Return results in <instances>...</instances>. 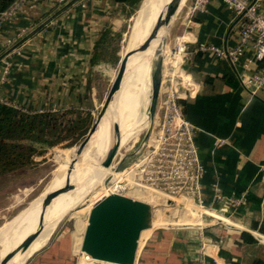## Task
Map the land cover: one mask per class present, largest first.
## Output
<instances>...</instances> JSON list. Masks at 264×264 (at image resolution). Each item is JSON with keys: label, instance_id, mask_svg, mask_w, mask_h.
<instances>
[{"label": "crops", "instance_id": "crops-1", "mask_svg": "<svg viewBox=\"0 0 264 264\" xmlns=\"http://www.w3.org/2000/svg\"><path fill=\"white\" fill-rule=\"evenodd\" d=\"M187 6L178 11L173 22L174 37L187 30L196 41L219 46L238 42L237 22L220 0H211L206 12L191 17ZM122 18V5L114 0L27 1L0 28V59L8 40L22 48L20 55L12 57L9 81L0 84V99L35 112L90 111L96 104L91 76L100 66L90 64L95 43L105 25L117 28ZM250 55L241 59V65ZM255 67V62L248 64L250 69ZM186 69L199 85L197 95L184 100V116L199 128L195 143L205 169L202 197L211 202L212 184L217 180L225 195L245 194L242 205L233 212L224 203L215 204L218 212L231 214L236 227L204 228L206 263L264 261V88L256 95L249 94L235 70L211 53L188 59ZM206 76L214 81L204 84ZM217 138L224 140L218 147L214 145ZM188 213L182 211L179 220H198ZM152 232L144 240L139 237L137 264H198V227L172 226ZM241 232L255 241H242ZM222 244L227 258L221 255Z\"/></svg>", "mask_w": 264, "mask_h": 264}, {"label": "built area", "instance_id": "built-area-1", "mask_svg": "<svg viewBox=\"0 0 264 264\" xmlns=\"http://www.w3.org/2000/svg\"><path fill=\"white\" fill-rule=\"evenodd\" d=\"M30 0H14L0 13V28L3 22L15 15L23 4ZM63 4L67 0H55ZM231 12L237 22L239 34L238 42L232 46H219L211 42L196 41L187 30L173 38L170 47H165L162 61V78L154 123L158 127L154 138L146 141V151L139 158L131 162L120 171L112 169V175H118V184L110 183L116 194L128 196L135 190H149L151 195L149 205L152 215L155 209H164V215L170 211H180L184 203L176 198L190 200L196 207L199 218L195 223L167 224L168 226H196L199 229L198 264H207V240L204 237V228L212 225H221L225 230L236 227L230 220L231 214H223L215 209V204L224 203L235 211L243 203L244 193L225 195L217 181L212 184L213 195L207 203L201 193V181L205 169L200 161L195 136L199 128L188 121L183 114L179 100L194 98L199 92V85L186 69L187 60L197 55L213 54L217 60L227 63L235 70L241 87L251 95L264 88V0H220ZM211 0H189L187 16L194 13L206 12ZM186 4V3H185ZM184 4V5H185ZM21 45L8 40L6 51L1 57L0 84L9 81L12 57L20 55ZM251 53L246 64L241 65V59ZM255 62L256 67L248 68V64ZM7 105L25 112H35L20 108L15 103L1 99ZM55 111V110H52ZM38 112V111H37ZM40 112V111H39ZM223 139L214 141L216 147L222 145ZM133 198L131 196H128ZM134 199V198H133ZM174 204V207L170 203ZM179 209L177 208V206ZM177 219H178V214ZM175 215V216H176ZM78 264H117L99 261L81 250L77 251ZM138 257V256H137ZM137 259L134 264H136Z\"/></svg>", "mask_w": 264, "mask_h": 264}, {"label": "rangeland", "instance_id": "rangeland-1", "mask_svg": "<svg viewBox=\"0 0 264 264\" xmlns=\"http://www.w3.org/2000/svg\"><path fill=\"white\" fill-rule=\"evenodd\" d=\"M188 1L189 0L183 2L182 7ZM136 12L137 10L130 16V18H126L124 13L122 12L123 18L121 19L119 26L115 28V37L108 40V46L106 52L104 53V56L109 61L114 57H116L117 60L115 62H112L110 66H98V68L95 69L91 76V85L94 88L96 104L89 111L90 115L86 124L76 133L77 141L72 146L68 147L63 144L51 147L46 151L44 155L34 156V163L32 165L0 176V258L7 252L12 250L14 247H16V245H18L26 237L22 234L25 226L24 224L31 225L30 222L33 220V218L34 220L36 219V216L40 211L39 206L43 203V201L54 194L58 190V188L65 184L63 181L68 179L64 178V180H59L58 182H56L55 186L53 187V193L46 195L41 202L31 208L20 219V221H18L13 227H11L14 223L12 222V220L16 216H19L24 210H26L30 206V204L39 197L40 194H44L47 186L56 179L59 172V166L64 159V153L79 146V144L86 138L89 130H91L90 128L93 126L100 112L103 110L105 97L110 88L113 77L117 72L120 58L126 51H128L131 26L133 23V17L135 16ZM174 32L175 29L170 30L166 43L167 48L172 44V39L175 35ZM148 77L149 73L147 74V79ZM149 122V116H147L145 124L142 126L135 139H129L125 145L120 147L118 155L116 156L111 168L100 176H103V180L95 186L92 185L87 190L83 199L80 200L79 203L77 202L78 205L72 211L68 210L66 213H64L65 216L62 215V217H64H61V220L59 219L60 222L58 223V225L56 223L57 226L49 231V237L46 242L39 248H37L35 252L27 258L28 260L26 259L27 261L24 264H38L40 262L39 260H43V264H78V256L76 253L77 251H79L81 246V240L87 223L89 211L98 201L107 196L109 193L114 192L113 187H109L110 183L121 185L116 181L118 175L111 177L112 169L116 165L118 159L121 158V156L124 154L137 150L147 132V140L150 137L154 138L158 127H156L154 122L152 123V125H150ZM85 128H87V130L82 134ZM61 150L65 151L58 154V152ZM145 151L146 146L144 145L139 154L136 155L133 160H131V162L139 159L145 153ZM106 178L107 180L105 181ZM128 194H130L128 196H134V199L146 203H149V199L151 197L149 190H135L134 192H130ZM63 197L64 196L61 195L59 198V202L57 205L59 206V208L57 207V211H59L62 202H64V200L62 199ZM177 201L179 202V200ZM50 205L51 201L45 208L42 209V218L50 211ZM170 205L174 207V204L172 202L170 203ZM179 207L181 206H177L178 209ZM164 211V209L154 210L152 215L151 227L145 231H142L140 234L142 240L145 239L148 232L150 233L154 230L152 232L154 235L156 232L165 229L159 228L155 230L162 225L183 223L179 220L180 214L178 212L173 211L172 209L170 211L171 213H167L164 215ZM183 211H186L184 207ZM187 211L190 212L191 208L187 209ZM176 213L178 214V219ZM188 214L190 216V213ZM197 221L198 220H192L191 222H189V224L195 223ZM10 227L11 229H9ZM8 231L9 233L6 235ZM32 232H34L33 226L31 227V233ZM12 260L13 258L6 264H11Z\"/></svg>", "mask_w": 264, "mask_h": 264}, {"label": "bare ground", "instance_id": "bare-ground-1", "mask_svg": "<svg viewBox=\"0 0 264 264\" xmlns=\"http://www.w3.org/2000/svg\"><path fill=\"white\" fill-rule=\"evenodd\" d=\"M167 1L168 0H143L141 2L139 9L133 17L128 50L135 48L147 37L158 14L161 12ZM185 1L186 0H181L180 6H182ZM155 46L156 41L153 42L151 47L148 46L141 48L135 54L130 56L127 61V73L123 77L120 90L114 97V103L111 104L109 108L104 106L98 120L89 131L88 139H86L77 148L70 149L64 153V159L59 166L58 175L56 179L47 186L44 194H40L26 210L14 219V223L11 227L20 221V219L31 208L41 202L46 195L52 194L53 187L56 182L59 180L62 181L64 178H68L63 181L65 184L61 187L59 186L60 188H58V190L51 195L54 196V198L51 200L50 211L47 215L42 218L41 211L43 208L41 204L39 206L40 211L38 212L36 219L34 220L33 218L31 221L32 223L30 222L31 225H23L24 230L22 234L25 236L31 233L32 226L34 227V230H36V228L40 225L45 227L41 233L30 242L31 244L29 243L15 257H13L11 264H23L37 248L46 242L49 237V231L56 226V223L62 215L70 210V208L77 202L82 200L87 190L92 185L95 186L103 180V176L100 177L103 174L102 169L98 167L96 160L112 146L113 112L117 111L119 127L122 133L120 147L125 145L129 139L134 140L142 126L145 124L148 116L150 100V84L149 77L147 79V74H150L153 64ZM113 174L114 173H111V177ZM81 179H83V181H87L82 185L79 184L80 186L78 185V187L74 190L67 191L70 184L78 182ZM61 195L64 196L62 198L64 202H62L59 211H57L56 209L59 208L57 205ZM176 200L183 202L186 210L191 208V211L189 212L191 217L197 216L195 212L196 207L190 200L183 198H176ZM182 211L183 209L180 212ZM11 227L9 229H11ZM8 233L9 231L6 235Z\"/></svg>", "mask_w": 264, "mask_h": 264}, {"label": "water", "instance_id": "water-1", "mask_svg": "<svg viewBox=\"0 0 264 264\" xmlns=\"http://www.w3.org/2000/svg\"><path fill=\"white\" fill-rule=\"evenodd\" d=\"M180 4L181 0H168L161 12L158 14L147 37L135 48L126 51L121 56L117 72L113 77L112 83L105 97L104 106L109 108V106L114 103V97L120 90L123 77L127 73V61L130 56L135 54L141 48L148 46L151 47L153 42L156 41L153 64L149 74L150 100L148 116L150 121L149 124L152 125L156 114L162 78L163 53L173 22L178 11L182 7ZM112 116V146L96 160L98 167L102 169V173L111 168L116 156L118 155L122 138L117 111H114ZM88 136L89 132L80 144L88 139ZM147 137L148 132L141 141L137 150L121 156L115 167L116 171H120L130 164L131 160H133V158L138 155L140 150L144 147ZM83 179L70 184L67 191L74 190L79 184H84L87 180L83 181ZM106 180L107 178L105 181ZM53 198L54 196L45 199L42 203V208H45ZM78 203L71 207L69 211H72ZM60 220L57 222V225ZM151 224L152 208L148 203L130 198L128 196L109 193L107 196L98 201L89 211L87 223L81 240V250L90 257L99 261L117 264H134L137 259L136 252L140 233L141 231L150 228ZM44 227L45 226L40 225L36 228V230H34V232L28 234L16 247L0 258V264H6L13 257H15L25 246H27L41 233Z\"/></svg>", "mask_w": 264, "mask_h": 264}, {"label": "trees", "instance_id": "trees-1", "mask_svg": "<svg viewBox=\"0 0 264 264\" xmlns=\"http://www.w3.org/2000/svg\"><path fill=\"white\" fill-rule=\"evenodd\" d=\"M13 1L0 0V13ZM114 1L122 5V12L126 18H130L142 2V0ZM115 34L116 30L110 24L102 28L94 46L90 60L91 66H110L117 60L114 57L109 61L104 56L108 40L115 37ZM213 81L212 77H204V84ZM179 104L184 114L185 101L179 100ZM89 115V111L77 108L25 112L5 104L0 99V176L32 165L34 156L44 155L51 147L60 144L66 147L72 146L77 141L76 133L86 124ZM86 130L87 128L82 134ZM63 151L65 150L59 151L58 154ZM239 236L242 241H255L253 236L246 232L239 233ZM224 250L225 247L222 244L220 246L221 255L227 258ZM252 264H264V261L256 259Z\"/></svg>", "mask_w": 264, "mask_h": 264}]
</instances>
